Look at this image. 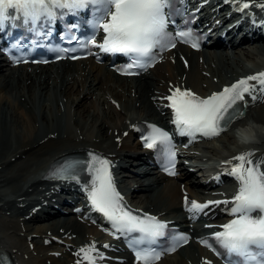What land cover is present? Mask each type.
Here are the masks:
<instances>
[{
    "label": "bare ground",
    "instance_id": "6f19581e",
    "mask_svg": "<svg viewBox=\"0 0 264 264\" xmlns=\"http://www.w3.org/2000/svg\"><path fill=\"white\" fill-rule=\"evenodd\" d=\"M229 1L204 0L197 14L212 4L223 14ZM259 1L242 0L237 6L248 3L249 10L263 11L264 0ZM247 41L228 46L217 42L197 50L177 44L136 77L118 76L105 62L90 57L12 65L0 53V249L16 264H87L79 250L95 244L104 256L97 264H131L121 255V260L116 259L118 255L112 252L117 244L97 224L79 221L80 213L61 215L57 210L60 198L83 190L78 184L41 179L47 163L65 153H91L108 159L114 165L116 188L129 207L177 227L183 226L181 217L184 221L193 217L190 212H180L181 195L206 202L193 196L186 184V180H198L192 169L204 178L214 160H231L240 150L252 151L256 161L264 162V92L259 85L252 93L255 100L245 94L244 114L233 121L232 130L181 150L185 161L179 159L178 169L186 177L184 181L164 177L150 166L133 134L139 124L166 125V115L170 117L166 97L176 87L207 97L250 76V67L262 64L264 70V37ZM240 135L251 142L240 144L235 138H242ZM261 167L264 170V163ZM125 168L128 175L122 170ZM220 168L223 171L224 166ZM64 187L67 192L58 193ZM230 198L225 195L221 201ZM230 206L210 207L221 211ZM221 216L202 222L219 228L233 218L231 214ZM186 222L182 229L193 233L190 241L155 264H206L204 259L211 260L194 240L203 237L197 236L196 225L190 228Z\"/></svg>",
    "mask_w": 264,
    "mask_h": 264
},
{
    "label": "snow or ice",
    "instance_id": "6c2138e0",
    "mask_svg": "<svg viewBox=\"0 0 264 264\" xmlns=\"http://www.w3.org/2000/svg\"><path fill=\"white\" fill-rule=\"evenodd\" d=\"M170 4L171 0H0V26L17 12L25 23L39 27L45 21L51 23L63 15H74L91 9L92 28L102 29L104 39L99 44L95 39L85 41L81 47H88L90 44L105 53L123 54L130 60L122 70L123 74L137 75L133 69L142 70L156 62L155 50L175 47L176 38L184 42L191 39V32L181 31L174 36L168 32L167 10ZM249 6L248 3H243L240 10ZM198 46L197 43H192V47ZM257 85L260 86L259 91L264 92V72L241 78L207 97L176 87L166 97L169 101L167 107L173 111V123L180 134L188 136L190 142L197 134L207 138L218 137L229 129L233 121L243 116L239 102L244 101L245 94L252 95ZM252 98L255 100L257 97L252 95ZM149 128L151 132L142 136L144 146L156 149L164 156L168 165L164 170L169 175H176L177 153L171 136L156 125H149ZM89 156L90 159L84 163L91 175V182L87 187L91 207L110 222L112 234L128 239L140 264H155V261L161 259L163 252H173L181 243H188L189 237L179 234L174 237L172 246L157 250L156 242L165 236L167 223L148 213L141 215L138 214L139 210L131 209L116 188L112 174L114 165L95 154L90 153ZM253 156L254 153L248 151L234 156L232 160L237 161L235 164L231 160L224 162L231 165L229 174L239 184L230 201L201 203L185 197V206L193 218L201 213L206 214L205 209H209L211 205H231L230 214L233 218L220 225V231L201 240L206 247L226 259L227 264H264V170L261 167L264 162L254 160ZM81 163L78 160L65 161L53 172L54 178L76 179ZM78 255L87 264H97L98 260L104 258L95 244L82 247ZM77 264H81V261H77Z\"/></svg>",
    "mask_w": 264,
    "mask_h": 264
},
{
    "label": "rangeland",
    "instance_id": "374dc122",
    "mask_svg": "<svg viewBox=\"0 0 264 264\" xmlns=\"http://www.w3.org/2000/svg\"><path fill=\"white\" fill-rule=\"evenodd\" d=\"M216 143L220 144L219 141H216ZM207 154H208V153H207ZM208 155H210V153H209ZM204 159H205V158H204ZM193 173H196V175H200V173H199L198 171H196V170H193ZM191 178H192V177H191Z\"/></svg>",
    "mask_w": 264,
    "mask_h": 264
}]
</instances>
